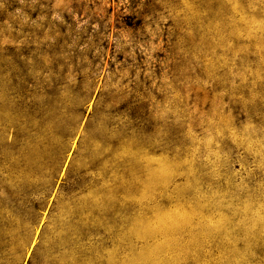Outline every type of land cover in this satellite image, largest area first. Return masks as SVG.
Instances as JSON below:
<instances>
[{"label":"rangeland","instance_id":"374dc122","mask_svg":"<svg viewBox=\"0 0 264 264\" xmlns=\"http://www.w3.org/2000/svg\"><path fill=\"white\" fill-rule=\"evenodd\" d=\"M0 264H264V0H0Z\"/></svg>","mask_w":264,"mask_h":264}]
</instances>
